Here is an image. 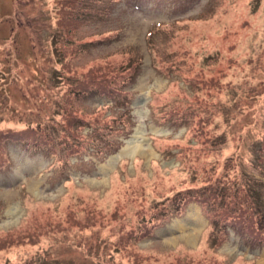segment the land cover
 <instances>
[{"label":"rangeland","instance_id":"1","mask_svg":"<svg viewBox=\"0 0 264 264\" xmlns=\"http://www.w3.org/2000/svg\"><path fill=\"white\" fill-rule=\"evenodd\" d=\"M0 264H264V0H0Z\"/></svg>","mask_w":264,"mask_h":264},{"label":"bare ground","instance_id":"2","mask_svg":"<svg viewBox=\"0 0 264 264\" xmlns=\"http://www.w3.org/2000/svg\"><path fill=\"white\" fill-rule=\"evenodd\" d=\"M129 147V153L133 154V153H139L140 151H143V152H146L148 151V149L146 147H144L141 143L139 144L138 142L134 145L131 146L130 145H126L125 149ZM126 152V153H125ZM128 153V150L124 151V152H121L120 155H125ZM146 154V153H145ZM10 213V211H9ZM188 219L186 220V224H190L192 226V228H189V230L191 231L190 234L188 235L190 237V235L192 234V232L196 231V227H195V224H196V221L198 222V217H196L194 215V212H192V214L188 215ZM183 228V226L181 224L177 225V229L178 230H181ZM192 229V230H191ZM183 231V230H181Z\"/></svg>","mask_w":264,"mask_h":264},{"label":"water","instance_id":"3","mask_svg":"<svg viewBox=\"0 0 264 264\" xmlns=\"http://www.w3.org/2000/svg\"><path fill=\"white\" fill-rule=\"evenodd\" d=\"M137 142H138L139 144L141 143V142L138 141L137 138H132V139H130V140H128V141L126 142V145H127V144H128V145L131 144V146H132V145L136 144ZM126 150H128V153L125 154V155H126L127 157H129V158H132L133 155H134L135 153H133V154L129 153V147H127L126 149H125V147H124L122 152H124V151H126ZM142 152H143V151H140L141 154H142ZM125 153H126V152H125ZM123 155H124V154H123Z\"/></svg>","mask_w":264,"mask_h":264}]
</instances>
